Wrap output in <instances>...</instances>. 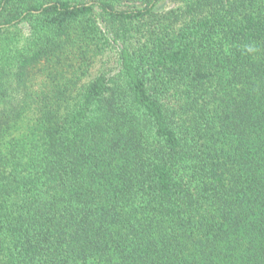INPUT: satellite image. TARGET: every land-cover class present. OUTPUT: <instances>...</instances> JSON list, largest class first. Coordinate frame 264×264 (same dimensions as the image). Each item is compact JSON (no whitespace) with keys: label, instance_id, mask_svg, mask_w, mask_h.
Wrapping results in <instances>:
<instances>
[{"label":"trees","instance_id":"1","mask_svg":"<svg viewBox=\"0 0 264 264\" xmlns=\"http://www.w3.org/2000/svg\"><path fill=\"white\" fill-rule=\"evenodd\" d=\"M0 264H264V0H0Z\"/></svg>","mask_w":264,"mask_h":264},{"label":"rangeland","instance_id":"2","mask_svg":"<svg viewBox=\"0 0 264 264\" xmlns=\"http://www.w3.org/2000/svg\"><path fill=\"white\" fill-rule=\"evenodd\" d=\"M112 52H108L102 56H98L95 58L94 62L92 63H88V64H92V66L90 67L91 69V73L89 75H93L95 73H97L99 70L103 69V68H109L113 65L112 63V56H111ZM74 59V58H73ZM71 62H66V64H70ZM73 66H77L79 63L78 61H76L75 59L72 61Z\"/></svg>","mask_w":264,"mask_h":264}]
</instances>
